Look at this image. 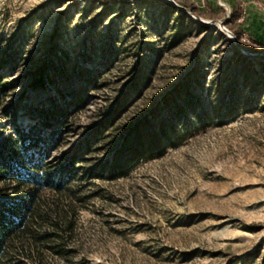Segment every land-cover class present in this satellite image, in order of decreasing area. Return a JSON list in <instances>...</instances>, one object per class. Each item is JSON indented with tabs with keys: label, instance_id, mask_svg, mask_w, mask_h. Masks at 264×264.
Segmentation results:
<instances>
[{
	"label": "rangeland",
	"instance_id": "obj_1",
	"mask_svg": "<svg viewBox=\"0 0 264 264\" xmlns=\"http://www.w3.org/2000/svg\"><path fill=\"white\" fill-rule=\"evenodd\" d=\"M256 41L264 0H0V163L60 185L3 264H264ZM143 119L170 142L111 179Z\"/></svg>",
	"mask_w": 264,
	"mask_h": 264
},
{
	"label": "trees",
	"instance_id": "obj_2",
	"mask_svg": "<svg viewBox=\"0 0 264 264\" xmlns=\"http://www.w3.org/2000/svg\"><path fill=\"white\" fill-rule=\"evenodd\" d=\"M255 43L264 49L263 43ZM41 81L43 82L44 78H41ZM0 86L4 89V86ZM150 123L148 119H143L133 126L131 134L109 163L111 179L124 175L129 166L139 160L162 154L163 144L170 142L166 123L160 122L159 130H151V133ZM12 167L10 164L0 163V183H15L13 189L17 193L13 200L0 198V264H3L5 253L14 240L30 232L39 211L40 192L46 187L56 186V181H51L43 175L40 161L28 166L26 163H20L16 168ZM56 187L59 188L60 185Z\"/></svg>",
	"mask_w": 264,
	"mask_h": 264
},
{
	"label": "water",
	"instance_id": "obj_3",
	"mask_svg": "<svg viewBox=\"0 0 264 264\" xmlns=\"http://www.w3.org/2000/svg\"><path fill=\"white\" fill-rule=\"evenodd\" d=\"M218 25H220V26H221V24H220V23H218Z\"/></svg>",
	"mask_w": 264,
	"mask_h": 264
}]
</instances>
